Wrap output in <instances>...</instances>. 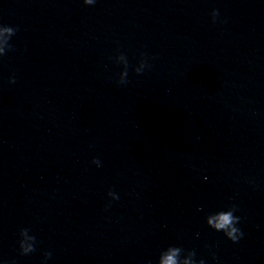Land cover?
I'll return each instance as SVG.
<instances>
[{
  "label": "water",
  "instance_id": "95a60500",
  "mask_svg": "<svg viewBox=\"0 0 264 264\" xmlns=\"http://www.w3.org/2000/svg\"><path fill=\"white\" fill-rule=\"evenodd\" d=\"M0 23L18 29L0 60V256L155 264L179 244L264 264V0H0ZM231 203L237 244L203 221ZM21 226L41 242L29 256Z\"/></svg>",
  "mask_w": 264,
  "mask_h": 264
},
{
  "label": "clouds",
  "instance_id": "9594fccd",
  "mask_svg": "<svg viewBox=\"0 0 264 264\" xmlns=\"http://www.w3.org/2000/svg\"><path fill=\"white\" fill-rule=\"evenodd\" d=\"M82 2L86 6H94L97 0H82ZM210 17L213 24L217 23L219 18L218 10L213 8L210 12ZM17 31L18 29L14 26L0 23V60L6 54L15 51L14 45L10 41ZM149 59L144 53H140L138 63L131 66L132 71L136 75L144 73L151 67L148 63ZM108 60L111 64L119 66L121 69L118 74H113L112 79L114 83L118 86L126 85L128 83L130 68L127 54L117 46L115 53L109 56ZM8 83H16L15 75L9 77ZM91 164L97 168L102 167V161L97 157H93ZM204 179L207 180L208 177L205 176ZM248 183L255 186L256 181L250 179ZM106 195L111 201H118L120 199L119 194L112 189ZM198 210L203 211V209ZM237 212L238 207L235 203L223 205L215 210H208L203 217L204 225L211 231L222 234L232 244H237L244 237V232L240 227L241 216ZM16 235V247L19 256H29L37 251L41 242L37 239V236L32 232L30 227H19ZM198 235L199 233H197ZM41 256L40 264H49L53 260V252L51 250H43ZM209 259L214 261L215 264H219L217 256L211 248H208V256L206 258L204 255L198 254L194 248H186L179 244H168L159 251L155 264H209ZM0 264H17V261L0 256Z\"/></svg>",
  "mask_w": 264,
  "mask_h": 264
}]
</instances>
